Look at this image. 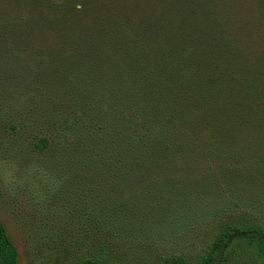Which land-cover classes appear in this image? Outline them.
<instances>
[{
    "label": "trees",
    "instance_id": "trees-1",
    "mask_svg": "<svg viewBox=\"0 0 264 264\" xmlns=\"http://www.w3.org/2000/svg\"><path fill=\"white\" fill-rule=\"evenodd\" d=\"M17 2L29 90L62 114L75 168L100 160L80 195L93 223L146 248L215 226L199 252L147 264H264V0ZM118 251L97 241L75 264ZM18 262L0 220V264Z\"/></svg>",
    "mask_w": 264,
    "mask_h": 264
},
{
    "label": "rangeland",
    "instance_id": "rangeland-1",
    "mask_svg": "<svg viewBox=\"0 0 264 264\" xmlns=\"http://www.w3.org/2000/svg\"><path fill=\"white\" fill-rule=\"evenodd\" d=\"M21 5L17 0H0V220L18 251V264H75L90 245L105 239L120 251L125 264L151 263L158 254L173 249L187 255L199 252L211 238L213 224L183 232L176 245L168 240L160 247L146 248L128 239L117 241L113 231L93 223L94 218L80 204V195L100 160L95 168L91 162L83 171L75 168L70 160L74 135L67 134L66 146L60 147L65 143L60 142L63 132L58 131V125L64 127L62 114L48 122L41 95L35 94V88L29 90L26 56L17 29L20 24L15 20ZM29 95L38 98L29 100ZM55 97L58 104L62 96ZM47 127L55 133L53 141L60 144L55 142L40 153L31 140Z\"/></svg>",
    "mask_w": 264,
    "mask_h": 264
}]
</instances>
